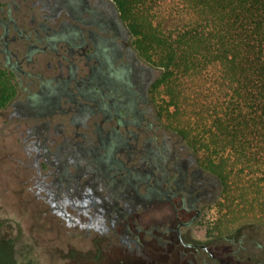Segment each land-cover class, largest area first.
Returning <instances> with one entry per match:
<instances>
[{"label": "trees", "instance_id": "16d2710c", "mask_svg": "<svg viewBox=\"0 0 264 264\" xmlns=\"http://www.w3.org/2000/svg\"><path fill=\"white\" fill-rule=\"evenodd\" d=\"M113 1L138 54L161 70L150 91L171 135L157 156L137 150L128 166L135 192L124 172L100 169L81 156L52 163L58 192L81 201L88 193L97 198L90 200L94 215L128 221L157 203L145 190L147 178L148 186L161 184L166 166L171 188L179 170L184 175L194 166L217 180L221 194L208 228L211 241L206 250L195 249L194 264H264V0ZM16 94L10 77L5 83L0 73V108ZM104 171L116 178L99 179L96 172ZM191 183L193 190L202 179ZM104 192L118 202L115 208L101 199ZM130 195L135 204L128 203ZM185 206L189 210V201ZM240 219L247 222L230 227Z\"/></svg>", "mask_w": 264, "mask_h": 264}, {"label": "flooded vegetation", "instance_id": "af4514ba", "mask_svg": "<svg viewBox=\"0 0 264 264\" xmlns=\"http://www.w3.org/2000/svg\"><path fill=\"white\" fill-rule=\"evenodd\" d=\"M148 71L113 0H0V73L5 83L10 77L17 88L16 96L0 112L14 105L19 115L41 120L46 130L54 127L56 136H64L58 149L70 146L67 159L92 157L100 169L124 172L134 192L133 166H128L137 150L152 153L153 141L161 150L167 148L164 138L158 143L153 137H140L152 130ZM108 171L105 175L96 172V176L112 182L116 177ZM168 176L165 166L161 184L148 186L149 179L145 180L149 196H156L157 203L179 199L183 208L187 200L189 211L196 213L190 224L179 221L163 232L177 235L180 243L190 248L206 250L196 243L187 244L182 229L199 219V204L211 188V177L194 166L184 175L179 170L174 180L176 192L170 188ZM197 177L202 183L192 190L189 187ZM135 199L130 195L128 203L135 204ZM110 204L115 208L118 202ZM175 210L177 214L178 208ZM129 220L124 232L136 237L142 230L131 233ZM161 229L159 225L145 232L155 236L153 230Z\"/></svg>", "mask_w": 264, "mask_h": 264}, {"label": "rangeland", "instance_id": "374dc122", "mask_svg": "<svg viewBox=\"0 0 264 264\" xmlns=\"http://www.w3.org/2000/svg\"><path fill=\"white\" fill-rule=\"evenodd\" d=\"M139 57L142 65L150 69L148 76L153 82L161 70ZM150 86L147 95L152 130L141 133L140 137L141 140L155 137L160 143L161 138L167 140L171 134L166 119L159 118ZM138 109L144 111L145 107ZM40 123L39 119L19 115L14 105L0 112V264H194L198 261L195 249L180 243L177 235L163 232L195 216L196 211L183 208L179 199L155 203L135 212L129 220L130 232L137 233V228L142 231L134 237L124 232L125 221L114 225L89 211L91 198H97L86 193L81 201L80 196L58 192L53 165L57 158L67 155L70 146L58 149L64 136H56L54 127L46 130ZM47 137L56 138L47 142ZM171 145L180 148L176 140ZM159 150V145L152 148L156 156ZM211 181L208 194L199 204V219L195 225L182 229L187 244L207 246L211 241L208 228L214 222L215 203L221 195L217 180L211 176ZM171 189L178 192L176 185ZM101 199L113 200L107 192ZM60 209L66 211L65 217ZM245 222L240 219L230 227L234 229ZM159 225L162 231L153 230L155 236L145 232Z\"/></svg>", "mask_w": 264, "mask_h": 264}, {"label": "water", "instance_id": "95a60500", "mask_svg": "<svg viewBox=\"0 0 264 264\" xmlns=\"http://www.w3.org/2000/svg\"><path fill=\"white\" fill-rule=\"evenodd\" d=\"M191 221H193V219H192V220H190V222H189V223H187V224H190V223H191ZM178 231H179V228H178ZM178 233H179L180 240L182 241V238H181L180 231H179ZM190 246H193V245H190ZM201 247L205 249V248H206V245H202Z\"/></svg>", "mask_w": 264, "mask_h": 264}]
</instances>
